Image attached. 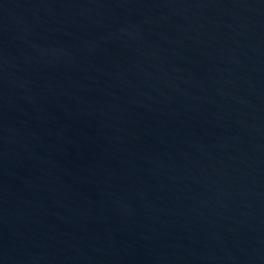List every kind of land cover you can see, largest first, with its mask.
<instances>
[{
	"label": "water",
	"instance_id": "1",
	"mask_svg": "<svg viewBox=\"0 0 264 264\" xmlns=\"http://www.w3.org/2000/svg\"><path fill=\"white\" fill-rule=\"evenodd\" d=\"M0 264H264V0H0Z\"/></svg>",
	"mask_w": 264,
	"mask_h": 264
}]
</instances>
